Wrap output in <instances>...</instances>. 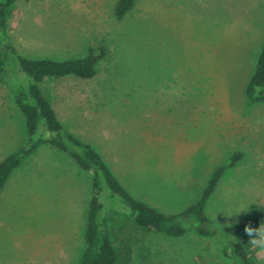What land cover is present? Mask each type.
Here are the masks:
<instances>
[{"label": "rangeland", "instance_id": "374dc122", "mask_svg": "<svg viewBox=\"0 0 264 264\" xmlns=\"http://www.w3.org/2000/svg\"><path fill=\"white\" fill-rule=\"evenodd\" d=\"M117 2L17 0L8 34L30 59L105 50L93 78L42 87L63 124L99 151L134 197L164 214L181 212L241 152L206 214L219 226L257 215L264 209V105H249L245 89L264 44V0H136L121 20ZM26 140L24 117L3 82L0 161ZM90 196V175L72 161L49 148L26 158L0 191V264H78ZM110 238L121 255L131 249L120 264H232L213 239L168 238L126 217L116 218ZM248 243L249 257L264 264V253Z\"/></svg>", "mask_w": 264, "mask_h": 264}, {"label": "trees", "instance_id": "16d2710c", "mask_svg": "<svg viewBox=\"0 0 264 264\" xmlns=\"http://www.w3.org/2000/svg\"><path fill=\"white\" fill-rule=\"evenodd\" d=\"M135 1L118 0L114 8L116 18L123 19L134 8ZM16 2L0 0V84H7L15 106L24 117L27 140L0 161V191L26 158L43 148H49L59 158L72 161L91 177V196L83 235L84 250L78 264H120L130 261V247H125L121 255L110 238L114 221L124 217L144 231L168 238L195 234L213 239L220 246L224 258L232 264H255L248 253V242L255 232L249 235L245 229H257L264 225V209L253 217L229 226L217 225L206 214L207 202L218 183L227 170L243 159V153H233L217 167L199 198L181 212L164 214L137 199L124 187L99 151L63 124L42 87L48 80L69 76L93 78L105 50L101 47L88 48L83 56L66 60L22 56L8 34V15ZM245 98L251 106L264 105V44L246 85Z\"/></svg>", "mask_w": 264, "mask_h": 264}, {"label": "clouds", "instance_id": "9594fccd", "mask_svg": "<svg viewBox=\"0 0 264 264\" xmlns=\"http://www.w3.org/2000/svg\"><path fill=\"white\" fill-rule=\"evenodd\" d=\"M222 211H223V214L226 216H231L232 214H234V212H231L228 209H222ZM245 231L249 235L255 232V237L252 238L250 241L255 247H257L260 250L261 253H264V226L260 225L259 228L257 229L246 227Z\"/></svg>", "mask_w": 264, "mask_h": 264}]
</instances>
